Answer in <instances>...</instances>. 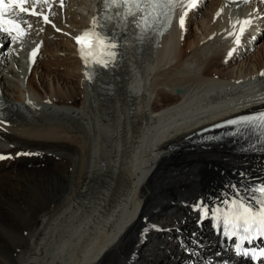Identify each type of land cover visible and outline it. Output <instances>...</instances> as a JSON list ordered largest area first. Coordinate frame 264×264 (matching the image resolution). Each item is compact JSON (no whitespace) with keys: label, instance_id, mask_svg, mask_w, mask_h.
Here are the masks:
<instances>
[{"label":"bare ground","instance_id":"bare-ground-1","mask_svg":"<svg viewBox=\"0 0 264 264\" xmlns=\"http://www.w3.org/2000/svg\"><path fill=\"white\" fill-rule=\"evenodd\" d=\"M22 1L0 16V264H245L220 229L264 201V154L185 136L264 109V0H178L160 36L108 26L104 0ZM91 27L119 47L93 75Z\"/></svg>","mask_w":264,"mask_h":264},{"label":"rangeland","instance_id":"rangeland-1","mask_svg":"<svg viewBox=\"0 0 264 264\" xmlns=\"http://www.w3.org/2000/svg\"><path fill=\"white\" fill-rule=\"evenodd\" d=\"M211 1L212 0H208V2L206 3V6L203 8V10L202 11H204V9H206L207 7H209L210 5L209 4H211ZM202 5V4H201ZM204 16H203V12H200L199 13V15H198V17L196 18L197 20L195 21H193V23H192V25H190V27H189V31H190V37L188 38V39H194V35L196 34V29L198 28V22L203 18ZM181 20H183V19H181ZM264 41V38L262 37V39H260L259 41H258V47H257V49L259 48V47H261V45H263V42ZM62 42H64V41H62ZM59 51V52H58ZM62 50L60 49V50H57L56 52H58V53H62L61 52ZM65 52L67 51V50H64ZM42 55H45L44 53L43 54H41V56H40V59H39V61H42L43 59H41L42 58ZM64 56H62V58H60V59H58V60H60L58 63H64L65 62V57L63 58ZM62 60H63V62H62ZM71 63V62H70ZM69 64V63H68ZM67 65V64H66ZM66 65H64L61 69H60V71L62 72V70H63V72H64V70H67V68H66ZM71 65V64H70ZM33 71H35V70H32V71H30L31 73H29V75H31V77L32 78H34V79H38V76H39V73H38V71H36V72H33ZM53 75H51V77H52ZM56 83L54 80H52V83ZM25 85L27 86V83H26V81H25ZM26 86H25V88H26ZM42 88V86H40V89ZM183 180H184V178H182L181 179V181L183 182ZM17 214V213H16ZM16 216V215H15ZM19 214H18V216H16V218H19ZM14 225H16V224H14ZM5 227H6V230H4V233L5 232H7L8 230H9V232L7 233V234H9L12 238H16L15 240H17L18 238H20V233H18L19 231H18V228L16 227V226H12L11 228L9 227V225H4ZM96 233L98 232V230L97 231H95ZM94 232V233H95ZM96 238V239H95ZM94 238V240L96 241L97 240V238L98 237H95ZM11 242V241H10Z\"/></svg>","mask_w":264,"mask_h":264}]
</instances>
